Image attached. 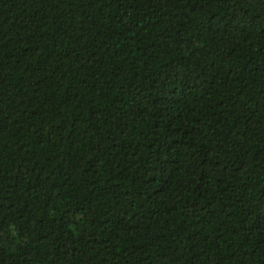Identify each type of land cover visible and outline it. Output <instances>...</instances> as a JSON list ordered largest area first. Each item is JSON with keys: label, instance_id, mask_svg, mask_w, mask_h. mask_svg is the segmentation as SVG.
<instances>
[{"label": "trees", "instance_id": "trees-1", "mask_svg": "<svg viewBox=\"0 0 264 264\" xmlns=\"http://www.w3.org/2000/svg\"><path fill=\"white\" fill-rule=\"evenodd\" d=\"M0 264H264V0H0Z\"/></svg>", "mask_w": 264, "mask_h": 264}]
</instances>
